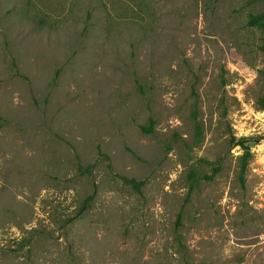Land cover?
Instances as JSON below:
<instances>
[{"label":"rangeland","instance_id":"obj_1","mask_svg":"<svg viewBox=\"0 0 264 264\" xmlns=\"http://www.w3.org/2000/svg\"><path fill=\"white\" fill-rule=\"evenodd\" d=\"M263 46L264 0H0V264H264Z\"/></svg>","mask_w":264,"mask_h":264},{"label":"trees","instance_id":"obj_2","mask_svg":"<svg viewBox=\"0 0 264 264\" xmlns=\"http://www.w3.org/2000/svg\"><path fill=\"white\" fill-rule=\"evenodd\" d=\"M262 50L264 51V46L262 47ZM260 108L264 111V97H262L259 102H258ZM243 149L246 150L245 152V155H244V163H243V169H242V172H244V170L246 169L247 167V159L249 158L250 156V152H249V149L248 148H245L244 146L242 147ZM193 178H195V175H193ZM125 182L127 183H130L132 184L134 187H138L140 185V183L138 181H135V180H130V179H127V178H122Z\"/></svg>","mask_w":264,"mask_h":264}]
</instances>
